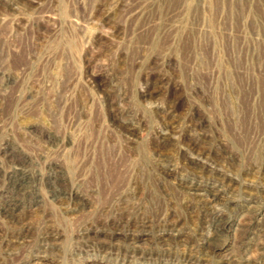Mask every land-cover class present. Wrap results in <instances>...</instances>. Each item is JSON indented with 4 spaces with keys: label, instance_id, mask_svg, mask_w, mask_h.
I'll return each mask as SVG.
<instances>
[{
    "label": "rangeland",
    "instance_id": "rangeland-1",
    "mask_svg": "<svg viewBox=\"0 0 264 264\" xmlns=\"http://www.w3.org/2000/svg\"><path fill=\"white\" fill-rule=\"evenodd\" d=\"M0 264H264V0H0Z\"/></svg>",
    "mask_w": 264,
    "mask_h": 264
},
{
    "label": "bare ground",
    "instance_id": "bare-ground-1",
    "mask_svg": "<svg viewBox=\"0 0 264 264\" xmlns=\"http://www.w3.org/2000/svg\"><path fill=\"white\" fill-rule=\"evenodd\" d=\"M19 202H20V201H19ZM17 203H18V202H17ZM13 205H14V204H13ZM15 205H16V203H15ZM20 205H21V204H20ZM22 206H23V205H22ZM10 208H11V207H10ZM10 208H9V209H10ZM15 208H16V207H14V209H15ZM15 211H16V210H15ZM224 218H225V217H224Z\"/></svg>",
    "mask_w": 264,
    "mask_h": 264
}]
</instances>
